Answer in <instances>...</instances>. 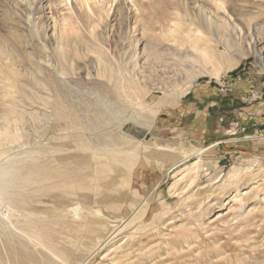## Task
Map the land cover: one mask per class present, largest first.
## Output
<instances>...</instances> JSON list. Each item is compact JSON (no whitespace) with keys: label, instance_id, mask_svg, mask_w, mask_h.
<instances>
[{"label":"rangeland","instance_id":"374dc122","mask_svg":"<svg viewBox=\"0 0 264 264\" xmlns=\"http://www.w3.org/2000/svg\"><path fill=\"white\" fill-rule=\"evenodd\" d=\"M25 2L0 0V264H264V0Z\"/></svg>","mask_w":264,"mask_h":264},{"label":"bare ground","instance_id":"6f19581e","mask_svg":"<svg viewBox=\"0 0 264 264\" xmlns=\"http://www.w3.org/2000/svg\"><path fill=\"white\" fill-rule=\"evenodd\" d=\"M27 2V0H26ZM25 2V3H26ZM29 3V1H28ZM27 3V4H28ZM31 6V4L29 3V7ZM35 7V6H34ZM50 7V6H49ZM34 9L35 11H38L39 8H31V10ZM33 11V10H32ZM36 13V12H35ZM173 23V25L175 27H173V29H168V33L166 35H169V36H172L173 40L174 41H177L178 38H177V35L179 34V30L181 29V24L177 21H171ZM193 25V23H192ZM191 26V25H190ZM203 32V31H202ZM201 31L198 30V34L197 35H193L191 34V32L187 33L186 37L189 38L191 40V43H192V48L194 49L193 51H195L198 55H199V58H200V61H202V63H205V64H209V67L210 65H213L211 67H213L211 70V74L214 76V77H219V72L216 70V68H218V64L221 63V59H222V56L219 55L217 53V51H215L213 49L212 46L209 45L208 41L205 42V40H202V39H198L202 34ZM203 35V34H202ZM202 38V36H201ZM204 39V38H203ZM62 42V41H60ZM191 61H195L194 58H189ZM187 58V60H189ZM100 60V59H99ZM207 66V65H206ZM102 69L104 72H107V65L105 63H103L102 61ZM219 69V68H218ZM208 71V70H207ZM4 136H6V133H0V143L5 139ZM17 179V178H16ZM239 197V196H238ZM237 197V198H238ZM223 215H220L218 217H221ZM7 242V241H6ZM5 244V243H4ZM1 246V245H0ZM5 248V247H4ZM10 251V250H8ZM7 252V251H6ZM8 254V253H7ZM4 256V255H3Z\"/></svg>","mask_w":264,"mask_h":264},{"label":"crops","instance_id":"0c3cea01","mask_svg":"<svg viewBox=\"0 0 264 264\" xmlns=\"http://www.w3.org/2000/svg\"><path fill=\"white\" fill-rule=\"evenodd\" d=\"M197 99V97L195 96L193 99ZM201 98H202V96H201ZM200 98V99H201ZM207 100L205 101V97L203 98V99H201V101H203V104L205 105V107L207 106V107H209V110H210V112L212 113V114H215V112H216V110H218L219 109V107L221 106L222 107V105H223V107H226V109L227 108H234V106L232 105V104H229V102H227V103H225L224 102V99L225 98H220V97H218V96H216L215 98H214V96L213 97H211V96H207V98H206ZM257 108L258 107H256L255 109L254 108H252L253 109V112H255V111H257ZM225 108H223V110H226ZM260 109H262L261 110V112L260 111H258L257 113H264V106H260V108H259V110ZM260 114V115H261ZM244 124H245V122H244ZM243 124V125H244ZM206 125V124H205ZM253 126L254 127H261V129H262V131L264 132V117H257L256 119H255V122H254V124H253ZM244 128V127H243ZM243 128L241 129V130H243ZM238 131V130H237ZM210 133V127H209V130H208V127H207V129L205 130V128H204V130H203V134H204V136H207L208 134Z\"/></svg>","mask_w":264,"mask_h":264}]
</instances>
